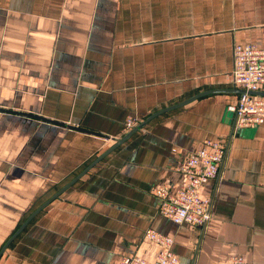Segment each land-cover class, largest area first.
<instances>
[{"label":"crops","instance_id":"0c3cea01","mask_svg":"<svg viewBox=\"0 0 264 264\" xmlns=\"http://www.w3.org/2000/svg\"><path fill=\"white\" fill-rule=\"evenodd\" d=\"M264 48V0H0V251L45 202L165 108L39 213L0 264L154 261V230L183 264H264V124L238 130L234 47ZM261 92H264V88ZM135 127V128H136ZM226 143L204 229L160 212L179 166Z\"/></svg>","mask_w":264,"mask_h":264},{"label":"built area","instance_id":"2783aa9c","mask_svg":"<svg viewBox=\"0 0 264 264\" xmlns=\"http://www.w3.org/2000/svg\"><path fill=\"white\" fill-rule=\"evenodd\" d=\"M233 82L246 94L229 106L234 114L235 128L238 130L255 128L264 124V97L253 96L264 88V48L255 45H236L234 47ZM138 122L129 118L125 131L129 132ZM227 155L226 143L206 140L197 151L188 155L179 166L178 172L184 181L173 190L168 184L153 186L151 193L160 201V212L177 225L187 224L204 229L211 221L210 198H202L203 186L220 176ZM146 237L161 247L157 258L150 262L140 257H124L119 264H183L173 252V238L149 230ZM231 264H247L242 256H233Z\"/></svg>","mask_w":264,"mask_h":264},{"label":"water","instance_id":"95a60500","mask_svg":"<svg viewBox=\"0 0 264 264\" xmlns=\"http://www.w3.org/2000/svg\"><path fill=\"white\" fill-rule=\"evenodd\" d=\"M223 92L222 90H214L209 92H203L201 94H198L191 99L182 102L180 104H177L175 106L165 108L159 112H156L152 116H150L148 119H146L142 124H140L138 127L134 128L131 132H129L125 137L122 139H115L116 143L107 150L104 154H102L100 157H98L90 166H88L81 174H79L75 179H73L69 184H67L65 187H63L58 193H56L52 198H50L47 202H45L41 207H39L24 223L23 225L10 237V239L6 242V244L2 247L0 251V259L5 253V251L9 248L11 243L24 231V229L30 224V222L39 214L41 213L47 206H49L53 201L58 199L66 190H68L70 187L75 185L82 177H84L93 167H95L99 162H101L105 157H107L110 153L115 151L118 147H120L122 144H124L131 136H133L135 133H137L140 129L144 128L148 123H150L152 120H154L156 117L165 114L169 111H172L174 109L183 107L201 97H204L206 95L212 94V93H219ZM241 95L246 94L244 90L239 91ZM253 96H261L264 97V92H252L250 93ZM231 116H234L232 113Z\"/></svg>","mask_w":264,"mask_h":264}]
</instances>
